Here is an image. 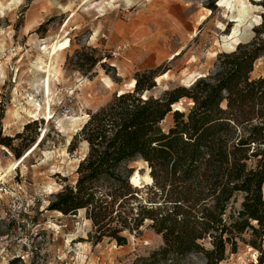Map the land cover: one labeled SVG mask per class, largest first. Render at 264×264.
<instances>
[{"label": "rangeland", "instance_id": "1", "mask_svg": "<svg viewBox=\"0 0 264 264\" xmlns=\"http://www.w3.org/2000/svg\"><path fill=\"white\" fill-rule=\"evenodd\" d=\"M262 1L0 0V143L22 133L12 144L24 154L18 159L0 144V217L17 196L27 205L23 216L27 235L38 232L29 256L12 249L0 264L13 259L19 260L17 264H146L163 245L149 221L139 231L123 233L127 244L119 246L108 238L99 243L91 238L93 225L85 210L67 216L48 210L57 192L75 184L76 169L86 156L88 144L82 138L74 141V151L70 144L90 113L109 104L119 91L134 90L128 84L138 72L157 69L159 76L167 72L148 94L156 97L214 74L218 54L232 53L255 37L253 29L264 12ZM207 9L212 15L198 25ZM239 15L243 18L238 26L233 19ZM250 21L248 36L231 45L226 36L235 28L244 30ZM118 46L123 52L115 59ZM80 52L106 64L91 69L78 61ZM252 76H264V58L257 61ZM181 102L178 110L190 105ZM74 119H79L78 126L63 132L61 124ZM172 126L171 113L161 127L167 132ZM129 167L134 171L131 178L141 187L152 184L142 160ZM240 203L241 197L233 207L238 209ZM11 230L0 226L3 234ZM205 246L211 248L208 242ZM261 255L239 242L238 252L228 254L221 264H258ZM184 264H206V260L193 255Z\"/></svg>", "mask_w": 264, "mask_h": 264}, {"label": "trees", "instance_id": "2", "mask_svg": "<svg viewBox=\"0 0 264 264\" xmlns=\"http://www.w3.org/2000/svg\"><path fill=\"white\" fill-rule=\"evenodd\" d=\"M253 31L252 41L218 54L215 73L190 87L148 95L167 72L145 70L136 73L133 91L90 113L70 144L72 151L77 138L88 144L77 180L54 195L48 210L65 216L85 210L91 238L119 246L127 244L123 233L149 221L163 245L146 264H184L193 255L221 264L238 252L239 242L259 251L258 264H264V76H252L264 58V12ZM78 54L91 69L102 61ZM181 101L190 105L174 110ZM171 113L173 126L165 132L161 124ZM21 134L0 143L18 159L24 154L12 142ZM137 160L147 164L152 184L131 182L129 164Z\"/></svg>", "mask_w": 264, "mask_h": 264}, {"label": "built area", "instance_id": "3", "mask_svg": "<svg viewBox=\"0 0 264 264\" xmlns=\"http://www.w3.org/2000/svg\"><path fill=\"white\" fill-rule=\"evenodd\" d=\"M122 52V46L116 47L113 52V57L115 59L120 57ZM26 208L27 205L25 202L15 196L10 199L6 210L3 211V215L0 217V226L2 225L7 230L12 227V230L4 234L0 232V258L7 257L12 249L17 251V254L24 251L26 252V256H29L38 232H31L27 235V230L24 226L25 220L23 218ZM31 231H35V229ZM24 256H21L23 260H25Z\"/></svg>", "mask_w": 264, "mask_h": 264}, {"label": "bare ground", "instance_id": "4", "mask_svg": "<svg viewBox=\"0 0 264 264\" xmlns=\"http://www.w3.org/2000/svg\"><path fill=\"white\" fill-rule=\"evenodd\" d=\"M235 5V4H234ZM234 5H231V9H234V8H236V7H239V6H234ZM244 8V7H243ZM253 8V7H252ZM257 8H260L259 6L257 7ZM245 10H246V8H244ZM255 9V8H254ZM207 15H203V16H201V18L199 19V22H198V25H202L207 19H208V17L209 16H211L212 15V11L210 10V9H207ZM231 13V12H230ZM245 13H246V11H245ZM245 13H244V16H245ZM242 18H243V16L242 15H239V16H237L236 18H234L233 19V21L234 22H236V23H238V26H239V24H241L242 23ZM244 23V22H243ZM248 25V26H247ZM252 26V21H250V22H248V23H246V25L244 26V27H246L244 30L243 29H240V30H238L237 28H235L233 31H232V33L230 34V35H228V36H226V39L227 40H229L230 41V43H231V45H233V46H236L240 41H241V39H243V38H245V37H247L248 36V33H249V31L251 30V28L253 27H251ZM243 27V26H242ZM196 35V34H195ZM227 43V42H226ZM229 43V42H228ZM236 50V49H235ZM234 50V51H235ZM45 73H47V71H45ZM106 82H107V85L110 87V86H112L113 85V83L108 79V80H106ZM135 84H136V81L135 80H132L129 84H128V86H129V88L132 90L133 88H134V86H135ZM120 92V94H123L125 91L124 90H121V91H119ZM147 94H145V96H146ZM29 97V96H28ZM32 101V100H31ZM31 101L30 100H28L27 101V103H29L30 105H32V103H31ZM34 105H35V103H34ZM175 107V109H180V108H178L177 107V105H175L174 106ZM28 113H30V112H28ZM32 113V112H31ZM30 115V114H29ZM34 115V113L33 114H31V116H33ZM36 115V114H35ZM34 115V116H35ZM88 117V116H87ZM78 124H79V119H74V120H71V121H69L68 123L67 122H63L62 124H61V128L63 129V132H67V131H69L71 128H75V127H77L78 126ZM71 138V137H70ZM149 181H152V179H151V177H149V179H148ZM148 181V182H149ZM132 182L133 183H136V178H133L132 179ZM58 190V189H57Z\"/></svg>", "mask_w": 264, "mask_h": 264}, {"label": "water", "instance_id": "5", "mask_svg": "<svg viewBox=\"0 0 264 264\" xmlns=\"http://www.w3.org/2000/svg\"><path fill=\"white\" fill-rule=\"evenodd\" d=\"M234 52V51H233Z\"/></svg>", "mask_w": 264, "mask_h": 264}]
</instances>
